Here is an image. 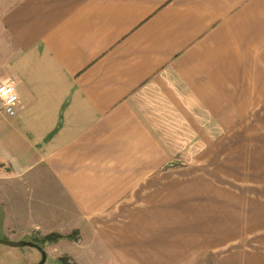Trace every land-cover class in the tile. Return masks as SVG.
<instances>
[{
  "label": "crops",
  "instance_id": "1",
  "mask_svg": "<svg viewBox=\"0 0 264 264\" xmlns=\"http://www.w3.org/2000/svg\"><path fill=\"white\" fill-rule=\"evenodd\" d=\"M8 79L2 238L60 236L39 246L64 264H264V0H0Z\"/></svg>",
  "mask_w": 264,
  "mask_h": 264
},
{
  "label": "rangeland",
  "instance_id": "2",
  "mask_svg": "<svg viewBox=\"0 0 264 264\" xmlns=\"http://www.w3.org/2000/svg\"><path fill=\"white\" fill-rule=\"evenodd\" d=\"M2 237L3 236H0V239H5ZM0 249L3 250V252L0 253V264H27L26 262L31 255H34L36 257L35 260H31L30 262L31 264H37V262L41 260V254L37 253L38 251L35 249H26L24 247L11 249L4 245H0ZM19 250H25V252L27 253L23 256L12 255L13 254L12 252H19ZM58 250H59L58 248H54L55 253H53V250H48L46 252V261L44 262V264H64V262L63 263L60 262L59 258H57V256L60 255ZM65 260L67 261V259Z\"/></svg>",
  "mask_w": 264,
  "mask_h": 264
},
{
  "label": "built area",
  "instance_id": "3",
  "mask_svg": "<svg viewBox=\"0 0 264 264\" xmlns=\"http://www.w3.org/2000/svg\"><path fill=\"white\" fill-rule=\"evenodd\" d=\"M16 93V83L12 79L0 83L1 108L7 116H13L16 112L15 106L18 102V95Z\"/></svg>",
  "mask_w": 264,
  "mask_h": 264
},
{
  "label": "water",
  "instance_id": "4",
  "mask_svg": "<svg viewBox=\"0 0 264 264\" xmlns=\"http://www.w3.org/2000/svg\"><path fill=\"white\" fill-rule=\"evenodd\" d=\"M0 245H4L7 246L9 248H22V247H28V248H32V249H36L40 254H41V260L39 262H37V264H44V262L46 261V253L44 252V250H42V248L31 242V241H8L5 239H0Z\"/></svg>",
  "mask_w": 264,
  "mask_h": 264
},
{
  "label": "trees",
  "instance_id": "5",
  "mask_svg": "<svg viewBox=\"0 0 264 264\" xmlns=\"http://www.w3.org/2000/svg\"><path fill=\"white\" fill-rule=\"evenodd\" d=\"M59 237L60 236L49 235V236H46V237L40 239L39 241L37 240V242L36 241H34V242H36L38 245H40V244L44 243L45 241H56V239H58Z\"/></svg>",
  "mask_w": 264,
  "mask_h": 264
}]
</instances>
